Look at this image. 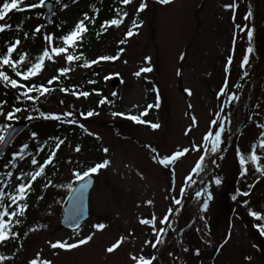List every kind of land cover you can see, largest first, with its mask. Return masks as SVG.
I'll list each match as a JSON object with an SVG mask.
<instances>
[{
    "label": "rangeland",
    "instance_id": "obj_1",
    "mask_svg": "<svg viewBox=\"0 0 264 264\" xmlns=\"http://www.w3.org/2000/svg\"><path fill=\"white\" fill-rule=\"evenodd\" d=\"M2 1L0 0V3ZM85 1L77 0L75 4L58 11L57 22L63 20L67 26L81 20L83 16L80 10L86 8ZM137 1H131L128 16L114 32L116 36L104 40L103 46L100 47V54L117 56L115 60H100L96 63L107 78L102 86L97 83L94 87H101L103 90L97 92L95 89L88 97L71 94L73 91L83 92L81 75L92 66H82L69 72L72 90L67 91V94L73 100L71 105L68 104L69 100L60 99L55 102L49 101L44 108L46 114L71 110L74 115L68 119H75L78 121L77 126L83 124L88 133L92 134H89L87 141L82 140L80 135L73 137V141L66 148L68 157L60 170L62 173H58V176L65 180L54 181L43 193V201L40 204V200L35 205L34 216L30 219L33 225L28 228L23 239L19 238L20 244L7 241V248L0 247V253L4 251L7 255V261H12L16 256L20 264H29L32 259H37L38 264L43 260L50 261V264H135L131 256L138 258L144 246L152 241L157 233L152 231V228L158 230L168 225L171 214L168 210L172 209L173 201L182 196L183 191H179L184 184L182 176L188 172L192 162L206 147L203 137L216 130L218 123L212 121L219 120L222 114L220 110L221 108L223 110L225 99L231 93L233 84L246 71H250L252 64L257 63L252 47L255 45L248 38L247 29L253 31L256 28L257 31H261L259 25L264 19V15H261L264 0H235L237 6L234 10L222 7L225 3L232 4L233 0H170L167 4H161L159 0H143L146 7L134 16L133 10L137 9L135 6ZM248 4L253 5L252 8H248ZM249 9L250 16L247 15ZM41 14L35 12L28 25V41L22 44L19 40L20 43L14 53L24 49L31 56L36 51L48 47L51 54V47L56 45L60 36L53 26L42 27L39 32L34 33L37 22L42 19ZM131 17H135L139 27L133 30L132 26L133 35L126 37L118 32ZM8 23L9 14L0 21V24ZM9 33L11 38V31ZM47 34L53 36L51 45L44 39ZM249 47L252 51L247 53L248 61L241 68V61ZM121 48L123 52H119ZM229 55L232 56V61L226 74L224 69ZM145 57L149 59L145 60ZM27 62L28 60L23 64L26 65ZM43 64V68L35 76L39 83L53 75L51 72L57 69L58 64L65 65L66 60L61 55L53 54V59L45 58ZM141 67H150L151 71L141 73L140 76L134 75ZM112 73H118L117 76L123 82H117L111 87L113 77L110 78L108 74ZM226 75V91L218 95L220 87L225 83ZM185 89H190L191 94L186 93ZM250 91L244 100L247 102L241 125H246L244 134L236 138L232 148L228 147L220 164L222 171L219 178L224 177L226 181L228 176H235L240 171L235 155L237 146L242 154L247 155L250 144L260 137L259 133L264 130L258 127L264 124V82L257 87L256 95L251 100L253 87ZM98 96L103 97L106 102L100 104ZM114 101L115 112L128 109L129 113L136 114L141 107L147 108L149 111L147 121L158 123L159 127L152 129L149 124L141 126L132 124L133 128H130L126 123L128 127L125 129H113L106 121L120 120L112 115L110 109ZM148 105L153 107L148 108ZM90 110L95 113L93 116L80 115L81 112L86 113ZM29 116L33 118L34 114L28 113L23 119L30 121ZM32 123L34 126L32 132H36L37 137L33 139L30 132L19 137L8 159L0 164V175L8 168L4 165L12 158L11 154L19 150L22 144L29 146L40 136L50 134L56 128V122L52 119H45L40 128L36 126L38 123ZM233 128L234 124L231 131ZM57 138L64 141L62 134L51 133L46 138L52 149ZM76 144L80 146L78 152L75 151ZM193 145L198 147L193 150ZM65 146L66 143H62L56 150L50 167L65 157ZM103 148H107L108 152L104 153ZM184 148H188L189 151L169 165L158 163V159L164 155ZM259 152L262 157L259 163L264 167V150L259 149ZM31 156L32 152L27 153L25 161H17V168H13L14 173L11 171L12 177L5 175L8 170L4 171L2 178H8L9 189L16 183V173L28 167ZM95 156H104L110 164L100 169L95 176V186L89 195L90 219L77 233H71L59 226L58 215L61 209L59 205L75 182L73 171L84 166L75 163L90 164ZM153 156L157 159H153ZM245 167L248 175L254 178L251 179L252 190L246 197L249 204L238 209L239 212L232 218L231 235L227 244L221 249L217 260L207 264H264V245L248 214L249 205L255 211L263 206L264 176L259 180L255 179L259 173L255 172V166L251 162ZM145 201L152 203L147 204ZM153 215L156 217L154 225L139 223L141 218H151ZM165 215L168 219L161 224L160 220ZM29 218L31 217L28 216L23 224H26ZM36 223V227L41 226L42 231L31 230ZM98 223H103L105 227L94 228L93 225ZM87 236H91V239L71 249L51 247L56 241L75 243ZM122 237L116 249L111 253L106 251ZM190 238L188 233L187 242Z\"/></svg>",
    "mask_w": 264,
    "mask_h": 264
},
{
    "label": "snow or ice",
    "instance_id": "obj_2",
    "mask_svg": "<svg viewBox=\"0 0 264 264\" xmlns=\"http://www.w3.org/2000/svg\"><path fill=\"white\" fill-rule=\"evenodd\" d=\"M45 2V0H38V3H26L25 0H4V2L2 4H0V19H3L6 15V13H8L10 10H16L18 9V7L23 4V6L25 8H31V9H35L40 7L41 5H43ZM59 2V0H58ZM73 2H75V0H73ZM159 2L161 4H167L170 2V0H159ZM121 4H129L131 3V0H120ZM236 2L235 0H233L232 4H225L222 7L225 9H235L236 8ZM66 7V6H65ZM146 7L145 3L143 2V0H141L138 8L136 9V11H140L142 9H144ZM22 10V9H21ZM98 11V10H96ZM117 15H119V19L117 18H113L111 20H106L104 22H102L101 24V29L106 30V25L107 26H119L120 23L123 22V17L127 16V13L124 12L122 15L120 14L119 10L117 9ZM247 15H251V12H249ZM94 20V17L92 18ZM89 20V16L87 13H83V20H78L74 27L69 30L66 34L60 36L58 39L61 40L63 42V47L60 46H56V47H51V54L49 51L48 47H45L42 51L41 54H39L36 57V62L32 63L30 67H28L26 69V71H18L16 69V65L21 63L22 61H24L26 59V54L25 53H20L19 54V59L17 60H13L12 59V53L14 52V50L16 49L17 45L20 43L19 39H16L14 43L8 44L7 48H6V52L3 54H0V65H6L9 68L12 69V71L15 73V76L17 77H23L24 80H27L29 77L31 76H35L37 75L41 69L43 68L44 64L43 62L45 61V58H48L49 60L53 59V54L54 55H60V54H66L64 56L65 60L68 62H73V61H77L80 60L83 57V53H79L78 55H73L68 53V48L72 47L73 49L77 46V41L82 40L83 39V34L87 31V27L84 23V21ZM142 23V21L140 22ZM132 26L134 28H138L139 25L136 23L135 20H133L132 22ZM11 27V25H5V24H0V32L4 31L6 28ZM243 30V29H241ZM40 31V26H37L34 29V33L35 32H39ZM27 35V34H25ZM97 35H99V33H97ZM133 35V31L132 28H130L126 33L125 36H132ZM247 35L248 38L251 39L252 37V29H247ZM44 39L48 42L49 45L52 44L53 41V36L52 34H47L44 36ZM125 41H120V43H124ZM7 44V42H6ZM252 51V48L249 47L247 49V52L244 54L243 59L241 61L240 67L243 68L244 65L247 63L248 61V54L249 52ZM119 52H123V49H119ZM119 52L117 53V55H119ZM117 59V56H101L98 57L96 60H85L84 64L82 66L87 67L90 66L92 64L97 63L100 60H115ZM149 57H145V60H148ZM232 61V56L229 55L227 57V63L225 64V73L227 74L229 71V65ZM70 71V68L68 67H60L57 69V72L60 73V75L62 76L63 74L67 73ZM151 71L150 67H141L139 69V71H137L136 73H134V75L136 76H140L141 73H145V72H149ZM107 78V77H106ZM60 79V76L57 75H53L49 80H47L46 84L47 85H51L53 83V81H57ZM0 81L6 82V84L10 85L13 89H17V88H24L25 91L23 93H21V95L23 96L24 99L29 100V101H35L37 100L39 97L38 96H33V95H29V92L35 91L37 93H39V95H44L46 93H49L52 91V88L45 86V84H40L34 87H29L26 85L21 84L17 79H10V77L5 73V71H0ZM227 88V75L225 76V83L224 85H222L219 89V94H223L225 93ZM61 92H67L68 89L61 87L60 88ZM186 93H188L189 95L191 94L190 89H185L184 90ZM74 96H82V97H88L89 93L87 91H83V92H75L73 91L71 93ZM112 95H116V93H112ZM228 97L230 100H235L236 94L235 93H229ZM18 100L21 98L20 95H18L16 97ZM106 101L104 99H101L99 101L100 104L105 103ZM4 103H6L3 100H0V105H3ZM135 107V106H133ZM153 107V105H148V108ZM21 111V108L19 107H13L12 110L8 111L7 113L3 112V108L0 107V115H4L5 120H9V119H15V113H18ZM38 111V110H37ZM147 113V108H145V110L143 112H141L139 114V116L137 115H131L130 113L127 114V118L132 120L135 123H140V124H149L150 127L152 129H156L159 127L158 123H152L146 120L141 119V116H144ZM95 113L93 111H88V112H81L80 115L81 116H93ZM73 112L71 111H65L63 113H44L42 111H39V116L43 117L45 119H52V120H56L59 121L61 120V117L63 116L65 118V122L72 124V123H78V121H76L75 119H68L69 117H73ZM113 116H125V113H118V112H113L112 113ZM217 115H219V113H217ZM28 118H31V116H29ZM193 124H195V118L193 117ZM249 119H251V117H249ZM212 123H217V121H212ZM80 128L84 129V131H88L86 128H84L83 124L79 125ZM10 127V125H4L3 127H0V142H4L5 140V135L4 132L7 130V128ZM220 127L221 129L223 128V122H220ZM258 127L264 128V124L258 125ZM92 134V133H89ZM31 137L33 139H35L37 137V133L36 132H32ZM259 136L264 138V131H261L259 133ZM220 138H221V131H215L214 133H208L203 137V141L205 142V146H207V142L211 141L212 144V151H216L217 150V145L220 143ZM63 143L62 140H60L59 138H57V142L55 144V147L50 151V153L47 155V157L43 160L42 163H38L37 157L36 156H31L30 157V165L34 166V170L29 172H24V171H19L18 175L15 176V180L19 181V183H17L15 185V188L13 190L12 193H7L5 191H3L2 189H0V242H5L8 238L9 235L12 238H16V233L15 232H9L8 229L10 227L9 222L12 220L13 217L15 216H22L25 213L26 208L28 207V205L26 203H18L21 201H24L28 195V193L31 191V186L33 184V181H35L38 177H40L42 175V173L44 172L45 166L50 164L53 161V158L55 156V152L56 150L60 147V145ZM258 146L259 149L264 150V139H259L258 141ZM257 143L253 142V144L250 147V151L247 155L242 154L239 146H237L236 148V157L238 160V164H239V173L238 176L239 177H244L247 174V168L245 167V165L248 162H251L254 166H255V172L259 173V175L256 176V180H259L262 176H264V167H262L259 163L261 157L257 154ZM28 145L27 144H22L19 148V150L13 152L11 154L12 158L4 165L5 168L11 166L13 168H17V161H25V157L27 155V149H28ZM41 148L43 147V145L40 146ZM198 146L197 145H193L192 148L193 150H195ZM80 150V146L76 145L75 147V151H79ZM102 151L104 153L108 152L107 148H103ZM153 151H155V149H153ZM189 151L188 148H184L183 150H178V151H174L172 152L170 155H164L162 158L158 159V163L162 164V165H169L170 162L175 161L178 157H181L184 153H187ZM153 159H157L156 156H153ZM204 160L203 156H200V158L195 162V165L191 168V172L189 174V177H186V179H189L192 173H196L198 172L201 167H202V161ZM110 164V161L108 159H104L102 162L96 163L93 166L88 167L86 170H84L83 172L80 171H73V175L75 177V179L77 180H81L83 177H87L89 175V173H96L99 169H103L105 167H107ZM8 177H12L13 173L12 172H7L5 174ZM26 182H25V179ZM3 183L7 184L8 181H3ZM52 183L51 180H48L46 184L43 185V187H48V185H50ZM215 183L217 185L221 184V179L220 178H215ZM253 183H255V181H253ZM86 185H82L81 187H85ZM248 191H243L241 192V190L239 188L236 189V193L237 195H243L245 197H247L249 195V192L251 191L252 185L249 184L247 186ZM181 191H183V188H181ZM204 191L203 189L201 191H197L196 192V197H200L201 196V192ZM237 195H233L231 198L233 201H235L237 199ZM7 197L8 201H10V204L8 205V208H11V205H16L15 209L13 211H8V209L5 208L4 203L2 202L4 200V198ZM37 199H42V197H37ZM212 199L211 193H207V198L203 200V203L201 205L202 208L206 209L208 206V201ZM176 204H179L180 201L176 200L174 201ZM145 203L147 204H151L152 201H145ZM243 205L247 206L249 204V201L247 199L242 201ZM168 211H172V209H169ZM248 214L257 219V220H264V214H262L259 211H254L251 208L248 209ZM7 216L8 217V221H5L4 217ZM168 219L167 215H165L163 217V219L160 220V223L163 224L166 220ZM156 221V217L153 215L151 218H141L139 220V223L144 224V225H154ZM17 224L21 223L20 220H16L15 221ZM75 227V225H73ZM94 228L96 229H103L105 227V225L103 223H98L93 225ZM255 227L258 229L259 234L261 236H264V224H256ZM152 231L157 232V229L155 227L152 228ZM164 229L160 228L157 232V241H159L160 237H159V232H163ZM25 235H27V233H25ZM89 239H91V236H87L84 237L83 239H79L77 240L75 243H67V242H62V241H56L54 243L51 244L52 248H61V249H71L74 247H77L78 245H83L85 244ZM123 237L121 239L116 240L115 243H113L110 247H108L106 249L107 252L111 253L114 249H116L118 247V245H120L121 241H122ZM145 243H148L147 241H145ZM153 247H155V244L152 245ZM253 247H255V245H253ZM187 250V249H185ZM196 253H199V249L196 250ZM131 255V254H130ZM39 256V254H37V257ZM131 258L135 261V264H152V259L153 258H145L143 255H140L138 258L136 256H131ZM5 259V257L0 256V260ZM246 259H250L247 258ZM29 264H38V260L37 259H32L29 261ZM39 264H50V261L48 260H43V261H39Z\"/></svg>",
    "mask_w": 264,
    "mask_h": 264
},
{
    "label": "trees",
    "instance_id": "obj_3",
    "mask_svg": "<svg viewBox=\"0 0 264 264\" xmlns=\"http://www.w3.org/2000/svg\"><path fill=\"white\" fill-rule=\"evenodd\" d=\"M35 0H25L26 3H34ZM73 0H57L58 6H66V4H69ZM22 9V10H21ZM117 9L119 10L120 14L122 15L124 12L128 13L126 10V6H120L118 4H107L105 6V9L102 14H100L97 17H94V20L91 18L88 20L87 23H85L87 27V31L83 34V39L77 41V46L73 49L71 48L69 50L70 54L78 55L79 53H83V57L80 60L73 61L74 63H82L84 61V55L90 57H97L100 53V46L103 45L104 40H107L115 35V30L118 26H105L106 30L101 29L102 22L106 20H111L113 18L119 19V15H117ZM35 12V9L31 8H25L23 4L19 6V8L12 14V18L10 19V24L13 32L17 33L18 30L20 31L21 28H24V25L33 18V13ZM261 15H264V10L261 11ZM132 22L127 30H129L132 27ZM41 24V23H40ZM121 24V23H120ZM119 24V25H120ZM6 28L4 31L0 32V49L3 53L6 52V48L8 44L14 43V40L17 39L16 34L13 37L14 39L8 38V33ZM99 33V35H97ZM257 42H258V49L257 54L260 56V58H264V34L263 32H258L256 35ZM7 42V44H6ZM13 57V54H12ZM16 69L19 70V66H16ZM257 70V78H261L263 75L264 65H260L256 68ZM21 72H23L21 70ZM5 73L10 77V79L15 78L14 75L8 74V72L5 71ZM94 73H97V70L94 69ZM60 82H69V78L67 74L60 75ZM84 80L91 79L92 76L89 72L85 73L83 76ZM20 83L23 85H35L33 80L27 79V81H23V79L20 80V78L17 79ZM37 86V85H36ZM52 88V91L49 93H46L44 95H39V93H35L36 96L39 98L35 101H29L23 98L21 93L25 91L24 88H17L13 89L10 85L6 84V82L2 81V86L0 84V92L3 94V100H7L8 103H10V110L13 109V107H19L21 108V111L25 110H31V111H37L39 110V107L43 105L45 100L49 99H56L58 96H60V88L62 87V84H54L49 86ZM252 85L250 83H245L243 86L244 95L242 98V103L246 99V97L249 95L250 88ZM1 94V95H2ZM30 95V93H28ZM20 95L21 98L18 100L16 97ZM44 106V105H43ZM242 109V104L237 103L236 108L233 111L234 117L237 120V123L240 122L243 119V115L240 113ZM15 113V117H17ZM40 121V120H39ZM36 122V123H39ZM120 126L124 127L122 123H117ZM236 136V135H235ZM237 137V136H236ZM219 159H221L219 157ZM218 159V161H219ZM220 169V168H219ZM217 173V162H215V165L212 170V176L211 178H214ZM50 177L49 173H43L41 175V178L36 181L32 187L31 191L27 195L28 199V209H31L32 206L36 205L37 202L40 199H37L42 193L43 190V183H45ZM227 181L221 183L220 185H217L216 183H210L209 188L210 190L208 193H211L212 199L209 202V205L205 209L204 213L201 214L200 212V203L196 200L187 199L183 201L182 209L177 212L175 215V233L178 236V244L174 245L169 250V256H170V264H191L193 263H199V261L206 262L207 260H212L214 253L217 252V250L224 244L225 240L228 236V230L230 228V218L232 215L237 213L238 211L236 209L238 203L242 202L244 197L241 195H237L236 189L239 188L241 192L248 191L247 184L245 185L244 182H241L240 178H237L234 180V178L230 175L227 177ZM234 180V183L232 185V181ZM233 186V188H232ZM237 195V199L235 201L232 200V196ZM245 200V199H244ZM18 219V216H15L12 218V220L15 222ZM19 220V219H18ZM20 224H15L12 226L13 228L8 230L9 232H15L20 233ZM264 224V220H262V223ZM184 233H189L191 235L194 234L192 240L190 243L183 242ZM172 235H170V230H167L163 233L162 240L164 241L162 248L164 245L171 240ZM264 240V236H262ZM12 242V241H10ZM209 242V246H205L206 243ZM13 243V242H12ZM15 244V243H14ZM189 245V252L183 254V251L181 249L182 247H185L186 245ZM16 246V244H15ZM199 249V253H196V250ZM177 252V253H176ZM162 249L157 253L155 258L153 259L152 264H163V257H161ZM182 253V254H181ZM3 255H6L3 252Z\"/></svg>",
    "mask_w": 264,
    "mask_h": 264
},
{
    "label": "water",
    "instance_id": "obj_4",
    "mask_svg": "<svg viewBox=\"0 0 264 264\" xmlns=\"http://www.w3.org/2000/svg\"><path fill=\"white\" fill-rule=\"evenodd\" d=\"M51 1L48 2L50 4ZM47 19L50 17V11L46 13ZM25 126V123H18L13 125L5 136L4 142H0V155L8 147V143L12 140L13 136L16 135L19 129ZM92 177L87 176L82 181L76 183L75 188L69 194L67 200L62 206V212L60 215L61 223L69 228H76L82 221L87 219L88 216V191L91 188ZM86 185L85 187H81ZM75 225V227L73 226Z\"/></svg>",
    "mask_w": 264,
    "mask_h": 264
}]
</instances>
